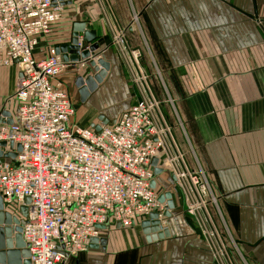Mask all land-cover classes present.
I'll use <instances>...</instances> for the list:
<instances>
[{"label":"crops","instance_id":"1","mask_svg":"<svg viewBox=\"0 0 264 264\" xmlns=\"http://www.w3.org/2000/svg\"><path fill=\"white\" fill-rule=\"evenodd\" d=\"M76 23L95 33V60L108 69L84 102L74 82L96 73L88 63L69 64L58 77L73 119L81 126L113 124L143 95V76L186 164L206 178L216 245L226 259L201 226L187 225L194 220L185 212V195L166 170L156 184L172 195L166 221L175 240L148 244L142 234L145 245L155 253L166 245L165 264H264V0H71L38 54L67 43ZM2 59L0 113L5 109L13 119L20 72ZM100 248L66 264H101Z\"/></svg>","mask_w":264,"mask_h":264},{"label":"built area","instance_id":"2","mask_svg":"<svg viewBox=\"0 0 264 264\" xmlns=\"http://www.w3.org/2000/svg\"><path fill=\"white\" fill-rule=\"evenodd\" d=\"M63 1L0 0L1 64H16L20 72L12 124H0V142L18 144L20 151L0 162V195L15 215L30 199L20 232L30 264H66L100 238L97 225L132 228L155 212L167 227L154 168L172 176L185 195V212L224 261L206 178L186 164L143 76V95L113 124L96 131L73 119L71 97L57 82L69 64L55 47L42 56L37 51L40 38L62 19Z\"/></svg>","mask_w":264,"mask_h":264},{"label":"water","instance_id":"3","mask_svg":"<svg viewBox=\"0 0 264 264\" xmlns=\"http://www.w3.org/2000/svg\"><path fill=\"white\" fill-rule=\"evenodd\" d=\"M71 0H65L61 5L70 3ZM81 35L80 39L79 36ZM95 33L93 31L85 30L83 23H76L73 26L71 37L69 41L62 45L55 46L54 50L57 55L60 56L64 63L76 65L80 63H88V65L96 71L93 75H87L86 77L78 76L75 79L74 85L80 96V101L84 102L90 93H92L97 85L102 82L106 76V70L108 69L107 63L100 60H95V52L98 49V41L93 42ZM80 42L85 46L82 48ZM100 121L103 117H99ZM103 125L107 124L105 120L101 122ZM0 124L11 125L10 113L7 110H3L0 113ZM96 131L100 130L99 125H93ZM8 148V151L3 150ZM12 142H0V162H4L6 158L14 159L16 153L20 151V146L17 144L13 150ZM156 160L152 159L151 164L155 165ZM154 175L158 176L162 170L154 168ZM154 181L151 182V187H154ZM158 202L165 204V211L163 216L165 218L171 217V211L174 210V202L172 195L169 191H164L158 196ZM30 203V199L26 197L23 201V205L18 207L17 215L12 214L7 209V204L3 201L0 195V264H30L29 251L26 248L20 232L21 225L24 219L27 217V205ZM119 228V224L115 225ZM100 230H106L105 225H97ZM141 232L144 236L146 243L162 241L169 239L171 234L168 227H161L160 221L157 219V213H151L146 220L140 222ZM106 239L91 238L89 241V248H105Z\"/></svg>","mask_w":264,"mask_h":264},{"label":"rangeland","instance_id":"4","mask_svg":"<svg viewBox=\"0 0 264 264\" xmlns=\"http://www.w3.org/2000/svg\"><path fill=\"white\" fill-rule=\"evenodd\" d=\"M48 41V35L41 37L37 48L44 49V46H47L49 43ZM167 223L172 224V221H167ZM186 223L192 229L197 230L196 223L191 221V219L186 220ZM177 233L180 235L181 231ZM102 237L106 239V243L114 244V246L107 244L104 249H99L98 253L101 254V264H165L167 262L168 255L164 254L163 256L166 245L160 246L159 253H155L156 250L152 251V247H147L142 238L140 224L127 229L121 227L116 228L115 225H110L106 231L101 232L100 238ZM170 238H172L170 243H173L172 240L175 239L171 236ZM130 241H132V244ZM168 242L169 240L165 241V243ZM169 248L173 250L171 246ZM86 252H88V249L85 252L70 257V259L73 260L79 255H84L83 253ZM188 252L189 250L186 251V253ZM212 261L214 264V259Z\"/></svg>","mask_w":264,"mask_h":264}]
</instances>
